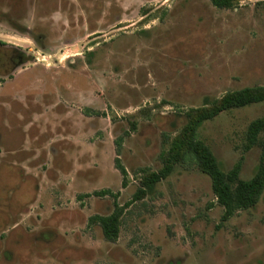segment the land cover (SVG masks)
Segmentation results:
<instances>
[{"label":"rangeland","instance_id":"1","mask_svg":"<svg viewBox=\"0 0 264 264\" xmlns=\"http://www.w3.org/2000/svg\"><path fill=\"white\" fill-rule=\"evenodd\" d=\"M254 86L264 0H0V264H264V192L224 219L189 161L134 200L186 111ZM142 108L151 116L133 117ZM262 117L264 102L201 126L225 172L256 174L247 130ZM104 189L124 207L115 241L91 221L115 210Z\"/></svg>","mask_w":264,"mask_h":264},{"label":"trees","instance_id":"2","mask_svg":"<svg viewBox=\"0 0 264 264\" xmlns=\"http://www.w3.org/2000/svg\"><path fill=\"white\" fill-rule=\"evenodd\" d=\"M218 8H229L237 4V0H211ZM264 102V86L245 87L229 91L220 98H208L202 106L190 108L186 111L187 124L172 139L170 148L161 154L162 167L159 170L144 168L141 170L140 186L134 195V200H139L152 194L158 183L167 179L178 164L193 162L212 179V187L220 204L225 207L224 219L233 216L237 210L248 209L255 206L264 192V117L254 120L247 130L246 149L254 146L261 147V158L256 174L249 180L239 177L241 162L234 168L225 172L216 156L200 137L201 126L223 112L236 108H243L255 103ZM153 107H151V110ZM151 110L142 108L133 117L148 118ZM137 119L132 122V130L137 128ZM129 134V133H127ZM122 138L117 139V153L115 163L120 170L123 180L122 185H128V171L122 164L120 147ZM98 195L111 194L115 197V210L110 215H95L92 222H97L103 229L108 240L115 241L120 233V219L124 207L119 205L117 194L110 189L96 192Z\"/></svg>","mask_w":264,"mask_h":264}]
</instances>
